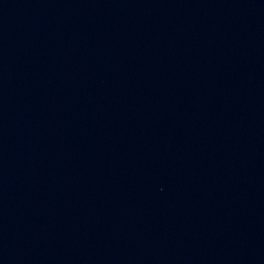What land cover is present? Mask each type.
<instances>
[{"label": "water", "instance_id": "water-1", "mask_svg": "<svg viewBox=\"0 0 264 264\" xmlns=\"http://www.w3.org/2000/svg\"><path fill=\"white\" fill-rule=\"evenodd\" d=\"M0 264H264V0H0Z\"/></svg>", "mask_w": 264, "mask_h": 264}]
</instances>
